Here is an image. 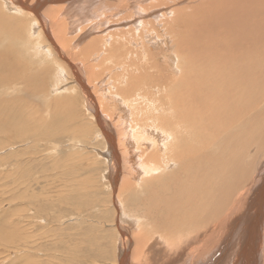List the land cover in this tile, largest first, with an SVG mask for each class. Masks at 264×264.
Here are the masks:
<instances>
[{
	"label": "rangeland",
	"instance_id": "obj_1",
	"mask_svg": "<svg viewBox=\"0 0 264 264\" xmlns=\"http://www.w3.org/2000/svg\"><path fill=\"white\" fill-rule=\"evenodd\" d=\"M35 1L38 0H33V4ZM82 1L83 5L91 4V8L94 6L96 8L91 10V20L76 24L71 32H68L67 28H65L66 31L62 34L60 43H57L64 58L52 49L46 31L42 29H36L37 36L31 39L33 42L31 41L30 44L25 40H10L9 35L4 33L0 37V51H3L4 46L24 51L25 65L33 73L40 72V69L43 71L50 70L47 77L40 81L41 89L39 91L27 90L25 92V87L19 86L15 91L6 93V95L0 93V98L10 96L11 99L16 98V96L33 95L30 99L22 100L26 105L23 114L30 136L25 137L27 135L24 133V137L22 136L23 142L16 143L18 145L8 138L2 139L0 137V264L27 263H23L22 260L16 261L15 256L20 251V253L27 254L28 251L22 248L27 235L32 237L30 240L32 248L29 250L31 253L27 257L29 259L28 262L32 264H71V262L72 264H120V258L125 252H128L125 253L127 254L126 264H152L153 253L155 259L162 256V254L153 252L155 250L152 248L154 238H158L159 235H154L152 232L151 219L149 220L146 217L144 211L141 210V205H139V212H131L130 209L134 208H130L128 205L130 202L127 201L131 198L134 200L133 205H136L137 201L151 196L146 195V185L152 181V174L147 177L142 176V182L135 183L131 191L119 194L118 199L120 202L115 207L113 202L115 194L112 189L114 186L119 187L123 183V177H126L127 173L123 169L122 162L120 171H112L113 167L116 166L115 163L111 165V168L108 166L107 155L109 153L107 151L109 146L100 130L102 125L97 120H94L97 118L91 115L92 112L85 102L86 99L84 98V91L81 85L86 91H90L94 95L99 107L100 120L102 124L107 122L105 126L107 131L112 133L113 137L116 138H114L115 141H117V138L122 135L120 132H122L121 128L123 126L127 127L128 124H131L133 127L137 126V129L152 126V108L159 107L155 104L152 105L150 101L152 100V92L157 88L162 89L164 87L162 82L168 80L169 77L172 78L175 73L171 74L170 72L171 69L167 63L168 53L174 52L173 60L176 71L179 73L177 76H188L190 82H194L197 75L206 77L210 75L209 73L215 74V70H218L223 62L222 65H227V68L232 67L240 71L238 73H248L250 78L255 72L257 80L264 79V38L260 37L264 31V0H229L227 1L228 4L233 2L229 5L226 2V4L221 5L215 2L212 3L213 7L208 11L203 10L200 6L202 2L207 0H148L144 3L137 1L138 4L134 3V6L137 5L141 8V5L153 3L154 11L160 13L165 11L166 13L164 18L159 15L147 18L148 21L152 19L153 26L151 28L147 26L152 38H146L143 34V42L145 45H149L152 41V48L147 50L145 47L147 50L144 52L146 53L145 55L138 52L141 58L136 53L127 52L128 49H137L134 44L129 45L125 42L126 31L132 28L133 25L128 28L126 26L123 27L122 23H116L125 14V12L122 13V7L126 3L127 6H131L128 0ZM97 7L100 10L102 7V10L100 11ZM55 8L57 9V7ZM78 9L77 7L76 13L80 11ZM30 10L31 8L28 12ZM51 12L54 16H60L59 13L51 9V6L44 12L45 14L39 13L45 22V26L49 28L52 34L51 25H54V23L46 16L49 13L50 16H53ZM203 13H205V16H203ZM97 14L98 16L95 18L94 15ZM31 19L32 16L29 15L27 23ZM153 21H158L161 25L158 26ZM181 21L184 23H181ZM178 23H181L178 25L179 29L176 26ZM181 25L183 26L181 27ZM40 27L41 23L38 28ZM187 28L193 30V33L189 34L188 39H186ZM220 29L222 31L221 40L218 35L213 36ZM119 34H121V37ZM223 39L226 41L224 42ZM189 41L191 42V47L189 46L187 50L183 49V46ZM91 42H93L92 46L99 52H103L101 60L91 52ZM31 44L36 46L40 44L44 47L46 53L43 51L32 52ZM206 44L207 49L205 50L208 55L203 61L196 60L195 55H192V53L196 54L197 48L204 49ZM257 47L259 50H257ZM251 48L252 51L250 52ZM26 50L30 51L25 52ZM255 52L258 53L256 54ZM92 54H94V57ZM228 56H230V59L227 61ZM104 57L107 58L104 59ZM121 57L125 58L120 60ZM196 57L200 58V56ZM232 58H235L236 61L234 60V64L230 65ZM36 63L39 65H35ZM247 63L252 68L248 67L249 69H247ZM70 65H73L76 69L73 68L72 70ZM75 71L79 75L80 80L74 77ZM219 72L221 75H227L225 74L226 72L218 71V76ZM18 75L25 74L17 71L11 77ZM197 83L200 82L188 84L185 88H193ZM99 85L102 86L100 87ZM176 87H180L178 81L176 85L172 84V87L163 90L162 94L164 95H160L159 98H163L166 101L163 96H166V94L173 95ZM215 89L218 88L211 86L209 90H206V95L208 96L210 91L215 93ZM23 91L25 94L18 93ZM126 91L129 93H126ZM169 91L170 93L168 94ZM118 97L129 108L131 119L133 120H131V123L128 110L122 106L123 112L120 111L121 102L116 101ZM163 100L160 99V101ZM56 109L59 110L57 111ZM127 115L128 118H126ZM137 121L147 123L144 126V124H137ZM118 123L121 124L119 125ZM117 124L118 126H116ZM116 130L120 136L115 135ZM30 138H33L34 141ZM28 139L29 144L27 142ZM115 144L117 146L116 142ZM44 147L49 148L48 151ZM133 148L137 149L134 146ZM149 151H144V147H142L133 155L139 162L146 163V166H148L152 164V148H149ZM162 151L164 149L155 152L160 153ZM250 153L255 154L254 150H251ZM123 155H127V153L124 152L118 157L122 159ZM148 159L150 160L148 161ZM255 159L256 164L252 174V177L254 176L255 178H253L251 183L249 181L250 184L244 185L245 188L241 197L246 198L250 195V197L254 198L256 194L255 200L258 195H261L264 200V194H261L264 192V187L261 186L262 183L264 184V149L261 155H257ZM163 168L167 169H164V171L160 169L156 173L158 176L155 174L156 177H166L169 174V170L172 169L166 165ZM7 173H10L11 177ZM115 174L117 181L112 187L110 184L112 180L109 178L115 176ZM255 183L258 185L256 191L254 189L250 190L249 187L256 186ZM147 192L149 194L152 193L150 189H147ZM255 200L249 199L246 204L241 203L242 207L236 215L242 213L243 210L246 211V209L248 214L250 213L251 215L253 208L251 205L257 204L254 203ZM60 201L62 204H59ZM262 206L264 207V201ZM122 209L126 212H124L126 218H123ZM115 210L119 215L116 216ZM261 215L257 237L254 239V247L256 242H261V246L264 244L262 232L264 230V226H262L264 225V208H262ZM122 218L127 220L124 223L120 222L124 225L118 222ZM234 218L239 219L240 217L235 216ZM117 219L119 220L117 221ZM19 220H21V223H16ZM134 225H138L137 228ZM146 225H150V227ZM23 227H26V230ZM125 230H128L130 234ZM37 236L40 240L38 238L34 240ZM145 238L147 239L145 240ZM174 239L178 240L177 238ZM169 241L170 239H165V241H157V244L158 242L161 243V249L165 252L166 247H169ZM39 242L46 247V251L47 249L51 250L50 252L47 251V255L39 256L32 251L33 246L35 247ZM57 244L59 250L56 255ZM4 245H8V247ZM16 246L17 248H15ZM65 246L69 248V252L63 249ZM257 248L256 246L255 249ZM72 249L74 250L72 251ZM125 249L127 250L125 251ZM259 250H254L257 257H261ZM34 258H38L39 262H34L36 260ZM30 259H34V261L32 262ZM83 259L87 260V262H84Z\"/></svg>",
	"mask_w": 264,
	"mask_h": 264
},
{
	"label": "bare ground",
	"instance_id": "obj_2",
	"mask_svg": "<svg viewBox=\"0 0 264 264\" xmlns=\"http://www.w3.org/2000/svg\"><path fill=\"white\" fill-rule=\"evenodd\" d=\"M137 1L144 3L148 0H128L132 7L127 6L126 3V5L122 7V13L125 12L126 15L124 14L123 17L121 16L122 18L120 17L116 23H122L123 27L126 26L128 28L129 26L133 25L132 28L126 31L125 42L129 45L134 44L137 49H128L127 52L136 53L141 58V55L138 52L145 55L146 53L144 52L152 48V41L149 43V45H145L143 42V34L146 38H152L150 36V31L147 29V26L148 28H151L153 26V23L152 19L148 21L147 18H151L152 16L157 15L164 18L166 13L165 11H163L164 13L154 11V7H152L153 3H147L144 6L141 5V8L137 5L134 6V3L138 4ZM227 1L229 0H207L202 2L200 6L203 10L208 11L211 7H213L212 3L217 2L218 5H221L225 2L228 4ZM82 2V0H38L33 4V0H0V37L4 33L5 35H9L10 40H25L28 41V44H30L32 41L31 39L37 36L36 29H42L46 31V35L51 42L52 49L62 58H64L59 50V46L57 43H60L62 39L61 36L66 31L65 28H67L68 32H71V30L75 28L76 24H81L84 21L91 20V10L93 8H96L95 6L91 8V4L83 5ZM230 3L232 4L233 2H229V4ZM49 6H51V9L53 11L59 13L60 15L54 16L52 12L51 15L53 16H50V13L49 15H46L52 21V23H54V25H51L52 34L50 33L49 28L45 26V22L44 20H42L39 13L41 12L45 14L44 12L49 9ZM55 7H57V9ZM77 7L80 9L78 13H76ZM129 7L130 9L128 10ZM28 8H31L29 12ZM97 8L99 9V7ZM95 11L98 12V10L96 9ZM14 15H17L18 17ZM29 15L32 16V19L29 21V23H27ZM97 16L98 14L94 15L95 18ZM114 16L116 17V15ZM203 16H205V13H203ZM136 19L138 20L135 21ZM40 23L41 27L38 28ZM181 23L184 22L181 21ZM181 23H178L176 26ZM154 24L158 26L161 25L158 21L154 22ZM182 26L183 25H181V27ZM177 28L179 29L180 27L178 26ZM187 29L186 39H188L189 34L193 33V30L191 28ZM182 30L185 32L183 28ZM263 32L260 36L261 38H264ZM221 34L222 31L220 29L218 30V33H214L213 36L215 37L218 35V38L220 39ZM119 36L121 37V34H119ZM53 37L55 40L53 39ZM223 40L224 42L226 41L225 39ZM190 43V41L186 42V45L183 46V49L187 50L190 46ZM92 44L93 42L90 43V46H92ZM145 47L147 48V50ZM31 48L32 52L43 51L44 53H46L44 47L40 44H38L37 46L31 44ZM205 49H207V44L204 49L197 48L196 54L192 53V55H195L196 60L203 61L208 55ZM2 50L3 51H0V93L6 95V93L15 91L19 86H24L26 89L25 92L27 90L39 91L41 89L39 85L40 81L43 78L47 77L50 70L47 71L45 69L47 71L46 72L40 69V72L38 71L37 73H33L32 70L25 65L24 51L16 50L10 46H4V49ZM257 50H259L258 47ZM27 51L30 50H26L25 52ZM251 51L252 48L250 49V52ZM91 52L97 55L100 60L103 58L101 56L103 52H99L93 46L91 47ZM255 53L257 54L258 52ZM94 54H92L93 57ZM196 56H200V58H197ZM173 57L174 52L168 53L167 63L170 66L171 74L173 72L175 73L172 75V78L169 77L168 80L162 82V84L164 85L162 89L157 88L152 92V100L150 101L152 102V105L155 104L159 106L152 108V126L137 129V126L133 127L131 124H128L127 127H124L122 125V132L120 133H122L123 136H120L117 133V130L115 131V135L120 136L119 138H117V141H115L116 138L113 137V134L107 131V128L105 127L107 122L102 124L100 120V113L98 111L99 107L96 103V100L94 99V95L91 94L90 91H86L83 88V85H81V88L84 91V98L86 99L85 102L92 112L91 115H93L94 118H97L94 120H97L98 123L102 125H100V130L102 131V134H104L107 145L109 146L107 151L109 153L107 155L108 166H110L111 168V165L115 163L116 166L113 167L112 171H120L122 162L123 169H125L127 173L126 177H123V183H121L119 187L114 186L115 181H117L116 174L115 176L109 178L110 180H112L110 184L112 185V187L114 186L113 189L112 187L111 189L115 194V196H113L115 207L120 202V200L118 199L119 194L121 195L124 192L131 191L135 183L142 182V176L147 177L148 175L152 174V181H150L146 185V195H151L150 197L144 198V200L137 201L136 205H133V199H126L128 202H130L128 204L129 207L134 208H129L133 213H135V211L139 212V205L142 206L141 210L144 211L146 217H148L149 220L151 219L152 221L150 222V225H152V232L154 233V235H159L158 238H154L152 248L155 249L153 250V252L162 254V256L158 259H155V255L153 253L152 264H264V244L261 246V242H256V246L258 247L257 249H260L259 251L261 257H257L254 252V250L257 251V249H255L256 246L254 247V239H256L257 237L256 234L259 227V221L262 218V208H264L262 206L264 201L263 197L257 194V201L255 200L256 194L254 195V198L252 196L250 197V195H248L246 198L241 197L245 186L250 184L253 178H255L254 176L252 177L253 170L255 169L256 164L255 158L257 155H261L264 149V79L257 80L255 72L252 78H250L248 73H238L240 71H237L232 67L227 68V65H222L224 63L223 62L220 68L218 70H215V74L209 73L210 75L206 77L197 75L196 80L194 82H190L188 76H177L179 73L176 71ZM105 58L107 57H104V59ZM122 58L125 57H121L120 60ZM235 58H232L230 65L234 64ZM229 59L230 56L227 57V61ZM32 63L34 64L33 61ZM35 65H37V63ZM70 66L72 70L73 68L76 69L73 65ZM250 66L249 63H247L246 68L249 69L248 67ZM41 68L43 69V67ZM79 70L81 69L79 68ZM17 71H21L25 75L11 77L12 74ZM218 71H221L223 73L226 72L225 74L227 75L222 74V76L219 72L218 76ZM74 75L76 79L80 80L79 75L76 73V71ZM177 81L180 87L175 88L173 95H170L169 91V95L166 94V96H163L164 98H166V101H164L163 98H159L160 95H164L162 94L163 90L172 87V84L176 85ZM196 82L200 83H197L193 88H185L186 85ZM211 86H214V88L218 89L214 90L215 93L213 91H210V94L207 96L206 90H209ZM25 92L23 91L18 93L25 94ZM126 93L129 92L126 91ZM32 96L33 95L30 94L23 97L16 96V98L14 99H11L10 96H4L0 98V137H2V139L8 138L9 140L15 142V144H19L23 142L22 138L24 137V133L27 135L25 137L30 136L29 130L25 125L23 114V110L24 108H26V105L24 102H22V100L24 101V99L26 98L30 99V97ZM160 99H162L163 101H160ZM116 101L121 102V106L119 105L121 112H123L122 106H124L128 110L131 123V113L129 108L125 105L126 103L120 97L116 98ZM48 102L50 101L48 100ZM126 118H128V115L126 116ZM137 122V124H144V126L147 123L143 121ZM118 124L116 126H118ZM30 139L34 141L33 138ZM27 142L29 144V139ZM115 142L117 143V146ZM133 146L137 149H134ZM142 147H144V151H149V148H152L151 165L146 166V163L143 164L141 161L139 162L137 159H135L133 154L138 151V149H142ZM44 149L48 151L49 148L47 149V147H44ZM162 149H164V151L157 153ZM251 150H254V155L250 153ZM124 152H126L127 155H123L122 159L118 157V155H122ZM149 160L150 159H148V161ZM165 165L169 168H172L171 170H169V174L166 175V177H156L155 174L158 173L160 169H162L163 171L164 169H167L163 168ZM255 184L256 186H251V188L249 187V189H254V191H256L258 185L257 183ZM261 186L264 187V184L262 183ZM261 186L260 188H262ZM147 189H150L152 193L149 194L148 192L150 191L148 190L147 192ZM261 194H264V192ZM249 199L255 200L254 203H257L256 205H251L253 207L251 215L250 213L248 214L247 209L246 211L243 210V212L239 215H236L238 210L242 207L241 203L246 204L247 200ZM60 203L61 201L59 202V204ZM117 211L115 212L116 216L119 215ZM122 212L123 218H126L124 214L125 211L123 209ZM228 212L230 213L228 214ZM235 216H239L240 218L235 219ZM123 218L121 219V221H118L120 218L117 219L119 224H121L120 222L124 223V221H127ZM16 223H21V220L17 221ZM150 225L146 226L150 227ZM137 226L135 227L137 228ZM48 228L50 229V227ZM29 232L31 231L29 230ZM262 232L264 235V230ZM38 236L34 238V240H37V238L40 240ZM54 237L56 238V236ZM147 238H145V240ZM174 238H177L178 240H175ZM31 239L32 237H29L27 235L26 240L22 244V248L27 250L28 252L30 248H32V245L30 246ZM165 239H170V241L168 242L169 247H166L164 252L161 249V243L158 242L157 244V241H165ZM42 245L43 244L40 242L39 244L37 243L35 247L33 246L32 251L36 252L39 256L47 255V251L50 252L51 250L47 249L46 251V247L44 245L42 247ZM4 246L8 247V245ZM15 248H17V246ZM63 249H66L67 251L69 250V248L66 246L63 247ZM58 250L59 249L57 244L56 255ZM73 250L74 249H72V251ZM126 250L127 249H125V251ZM20 252L18 255H15L16 261L22 260L23 263L27 262L25 264H32L28 262L29 259L27 258L31 252H27V254H23ZM125 253L120 258V264H126L127 262V254ZM34 259L30 260L33 262ZM37 259L34 262L38 263L39 260ZM83 261L87 262V260L85 259H83Z\"/></svg>",
	"mask_w": 264,
	"mask_h": 264
}]
</instances>
